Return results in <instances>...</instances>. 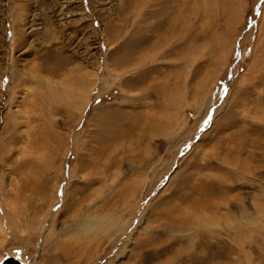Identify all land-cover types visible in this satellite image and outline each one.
<instances>
[{"label":"rangeland","instance_id":"rangeland-1","mask_svg":"<svg viewBox=\"0 0 264 264\" xmlns=\"http://www.w3.org/2000/svg\"><path fill=\"white\" fill-rule=\"evenodd\" d=\"M6 257L264 264V0H0Z\"/></svg>","mask_w":264,"mask_h":264},{"label":"water","instance_id":"water-1","mask_svg":"<svg viewBox=\"0 0 264 264\" xmlns=\"http://www.w3.org/2000/svg\"><path fill=\"white\" fill-rule=\"evenodd\" d=\"M6 260H12L15 264H30L29 262L19 260L15 257H6V259L0 261V264H3V262Z\"/></svg>","mask_w":264,"mask_h":264},{"label":"bare ground","instance_id":"bare-ground-1","mask_svg":"<svg viewBox=\"0 0 264 264\" xmlns=\"http://www.w3.org/2000/svg\"><path fill=\"white\" fill-rule=\"evenodd\" d=\"M31 264V263H30Z\"/></svg>","mask_w":264,"mask_h":264}]
</instances>
